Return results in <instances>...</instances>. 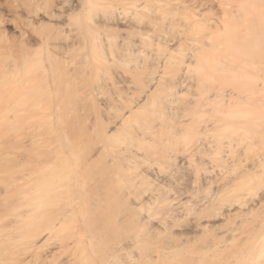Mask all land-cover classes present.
Returning <instances> with one entry per match:
<instances>
[{"label":"bare ground","instance_id":"1","mask_svg":"<svg viewBox=\"0 0 264 264\" xmlns=\"http://www.w3.org/2000/svg\"><path fill=\"white\" fill-rule=\"evenodd\" d=\"M0 96V264H264V0H0Z\"/></svg>","mask_w":264,"mask_h":264},{"label":"rangeland","instance_id":"2","mask_svg":"<svg viewBox=\"0 0 264 264\" xmlns=\"http://www.w3.org/2000/svg\"><path fill=\"white\" fill-rule=\"evenodd\" d=\"M14 26H15V25H14ZM15 28H16V27H15ZM25 28H26V29H25V30H26V33H28V34H31V33H32V31H31L32 28H31V27H29V28H28V27H25ZM29 30H30V32H29ZM17 31H21V30L17 29ZM16 34L18 35V32H16ZM32 34H33L34 36H33ZM32 34H31L32 37H34V39H35V37H36L35 34H34V33H32ZM1 97H4L5 100H4L3 98H2V99H3V100H2ZM8 97H10V98H8ZM12 97H13V96H12ZM12 97H11V96H0L1 101L4 102V103H1V101H0L1 104H4V105H2V106H3L2 109H4V106L6 105V107H5L6 110L4 109L5 112H3V110H2L3 113L1 112V113H2L1 115L3 116L2 118H4L5 120H8V121H10V122H12V121L14 120V118H16V115H15L16 113H15V111L18 110V109H17L18 107H20V105H18V103H17V101H19V100L13 102V101L17 98V96H16V98H15L14 100H13ZM238 97H241L242 99L246 100V99L244 98L245 96H234V97L231 96V99L234 101V100H235L236 98H238ZM246 97H247V99H249V96H246ZM228 98H230V97L228 96ZM250 98H251V97H250ZM1 104H0V105H1ZM14 106H15V107H14ZM214 106H215V105H214ZM214 106H213L212 111L210 110L211 107H210V106L208 107V110H209V115H208V116L212 118V115H213V117H215V119H216V120H215V119L213 120V118H212L213 121H211V118H210V127H209V129L215 127L214 130L211 129V132H209V135H207V136H210V135H211L210 138H213L214 134L220 133V132H217L218 130L216 131L215 129H217L218 127H220V126L223 124V122H219L220 124H219V125L217 124L218 127L215 125V124H216L215 122L218 121V120H217L218 116H214V115H219V114H217L218 112H217L216 114H214V113H215V112H213V110H214ZM16 107H17V108H16ZM214 111H216V109H215ZM16 112H17V111H16ZM211 112H212V114H211ZM210 114H211V116H210ZM216 117H217V118H216ZM4 119H2V120L5 121ZM9 119H10V120H9ZM12 119H13V120H12ZM37 120H38V119H37ZM37 120H35V122H36ZM40 121L42 122V120H39V122H40ZM10 122H9V123H10ZM35 122H34V123L32 122V124H33V129H34L35 126H36L37 128H35V129H36V130H39L41 124H38V123H39L38 121H37L36 124H35ZM211 122H214V124L212 123V125H211ZM3 123H6V122H3ZM9 123H8V124H9ZM8 124H6V125L3 124L2 127H1V128L3 129V126H4V125L6 126V127H4V129H3V131H4L5 133L2 132V131H1V133H0V138L2 139V140H0V142H2V143H3V142H6L5 144H3V145H1V146H6L7 143H10V142L12 141V139L14 140V138H15L14 134H15V133L17 134L16 128L13 127L12 125H10L11 127H7ZM38 127H39V128H38ZM6 128H10V129H6ZM11 128H15V130H14V131H11V130H12ZM35 129H34V130H35ZM5 130H7V132H6ZM9 130H10V131H9ZM15 131H16V132H15ZM219 131H220V129H219ZM225 131H226V130H225L224 128H223V129L221 128V132H222V133H225ZM227 131H228V130H227ZM227 131H226V133H227ZM13 132H15V133L13 134ZM258 132H260V131H258ZM210 133H211V134H210ZM226 133H225V134H226ZM16 134H15V135H16ZM229 134H230V135H229ZM229 134H226V135H225V136H226V140H225L226 145H227V144H228L229 146H232V145H233V148H234V146H235V148H236V149L238 148V149L240 150V152H241L242 148H243V150H244V147L246 146V141H249V140H248L246 137H245V138H246L247 140H246L245 138H241L242 136H241V137L239 136L240 138L237 137L238 135H237L236 133H234V134L229 133ZM235 134H236L237 136H236ZM258 135H260V134H257L256 137H258ZM230 136H231L232 138H233L234 136H236V137H234L233 139H231ZM246 136H247V135H246ZM263 136H264V135H263ZM227 137H228V138H227ZM249 137H250V135H249ZM229 138H230V140H229ZM259 138L261 139V140H259V141H261V144H263V145L260 144V145H261L260 148H263V147H264V143H262V141H263L264 139H262V138H264V137H262V138L259 137ZM237 139H238V140H237ZM240 139H241V140H242V139H245L246 141L239 142ZM241 140H240V141H241ZM257 140H258V139L255 138V142H256V144H257ZM8 141H10V142H8ZM232 141H233V142H232ZM228 142H229V143H228ZM230 142H232V143H230ZM263 142H264V141H263ZM2 143H1V144H2ZM231 144H232V145H231ZM228 145H227V146H228ZM258 147H259V145H258ZM235 148H234V149H235ZM246 148H247V147H246ZM238 149H237V151H239ZM263 149H264V148H263ZM261 151H262V149H261ZM263 151H264V150H263ZM238 153H239V152H237V154H238ZM242 153L244 154L245 152H244V151L241 152V155L244 157V155H243ZM241 155L238 154V156L242 157ZM248 156L254 158V157H253V154L251 155V153L248 154ZM4 176H5V174H4ZM7 177H8V176H6V179H5L6 182L8 181V178H7ZM3 179H4V178H3ZM5 181H3V182H4L5 185H6V182H5ZM2 185H4V184H2ZM2 187H3V186H2ZM4 187H5V186H4ZM4 187H3V188H4ZM259 191H260V190H259ZM260 192H263V194H264V188H262ZM259 194H261V193H259ZM263 194H262V195H263ZM257 200H260V199L258 198ZM255 204H257V202H256ZM45 232H46V231H45ZM45 234H47V232H46ZM43 235H44V234H43ZM45 236H46V235H45ZM41 237H42V236H41ZM41 237L38 238L39 241H41L42 238H43L44 236H43L42 238H41ZM38 239H37V240H38ZM39 241H37V242L39 243ZM43 241H45V239H44ZM41 243H42V242H41ZM41 243H40V244H41Z\"/></svg>","mask_w":264,"mask_h":264}]
</instances>
